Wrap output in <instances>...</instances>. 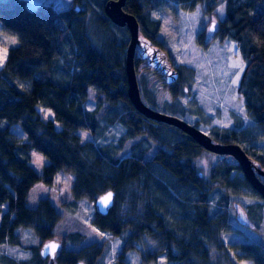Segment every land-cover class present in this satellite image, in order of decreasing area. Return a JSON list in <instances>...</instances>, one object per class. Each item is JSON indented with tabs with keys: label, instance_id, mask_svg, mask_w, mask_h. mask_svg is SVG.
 I'll return each instance as SVG.
<instances>
[{
	"label": "trees",
	"instance_id": "trees-1",
	"mask_svg": "<svg viewBox=\"0 0 264 264\" xmlns=\"http://www.w3.org/2000/svg\"><path fill=\"white\" fill-rule=\"evenodd\" d=\"M106 1L71 0L66 11L58 12L50 5L32 7L27 0H0V37L6 43L0 69V209L5 207L0 219V248L21 244L17 231L29 230L40 242L54 236L62 216L48 199L40 198L30 208L27 198L35 185L51 186L58 174H64L71 177L73 203L94 204L98 196L113 191V205L107 214L95 211L89 224L122 240L114 264H129L128 254L135 255L138 264H156L159 257L164 264H234L221 240L228 221L224 197L244 196L245 189L258 194L244 177L230 178L231 173L241 172L231 157L211 154L183 132L135 111L126 96L124 75L128 32L104 15ZM189 1L193 7L203 0H177ZM215 1L207 0L208 10ZM225 1L219 37L238 46L244 68L237 92L262 135L264 0ZM75 7L83 10L77 12ZM123 10L136 18L144 37L166 50L158 23L150 20L156 11L174 17L166 3L126 0ZM207 45H203L205 49ZM143 63L135 56L136 73ZM178 78L171 85L163 81V90L173 97L179 95L180 72ZM87 101L95 104L91 112L82 108ZM38 108L51 111L53 118L44 119ZM115 123L125 128L118 140L119 150L97 148L80 137L79 132H84L98 140ZM210 137L217 143L240 144L234 132L222 139ZM128 143L134 154L123 158L120 151ZM241 148L264 170V156H253ZM33 154L45 160L40 172L31 164ZM203 154L215 159L205 177L197 164ZM214 188L224 193L216 211L209 206ZM70 236L64 243H76ZM229 249L241 252L235 261L264 264V249L259 246L233 244ZM103 251L96 243L76 251L64 248L59 264H97Z\"/></svg>",
	"mask_w": 264,
	"mask_h": 264
},
{
	"label": "rangeland",
	"instance_id": "rangeland-1",
	"mask_svg": "<svg viewBox=\"0 0 264 264\" xmlns=\"http://www.w3.org/2000/svg\"><path fill=\"white\" fill-rule=\"evenodd\" d=\"M27 1L32 7L40 4L50 5L58 12L66 11L71 4V0ZM161 2L170 7L174 17L169 13L156 11L151 14L150 20L158 23L160 41L167 50L172 65L180 72V82L176 87L179 89V95L173 97L169 92L164 91L163 77L161 75L157 77L149 68L144 70L146 66L143 63L137 68L136 73L143 103L155 111L177 116L191 125H196L197 129L209 136L222 139L234 132L241 147L253 156H264V133L261 135L262 132L256 128L254 121L247 116L243 99L237 92L244 68L238 46L229 39L221 41L219 37L226 1L216 0L210 4L213 7L209 10L205 4L207 0L194 4L193 7L189 6L190 1L179 3L177 0H161ZM75 8L77 12L83 10V7ZM83 15L87 13L84 12ZM211 22L214 23L213 31L209 30ZM119 36L123 37V34L119 33ZM205 44H208L206 49L203 46ZM5 45L4 39L0 37V69L6 57ZM145 97L155 107L149 104ZM94 107L93 101L82 104L85 112H91ZM37 110L44 119L53 118L51 111L42 108ZM107 128L98 140L88 133L79 132V134L82 141H92L97 148L119 150L118 140L124 136L125 128L118 123ZM166 135L168 138L172 136L169 130L166 131ZM176 136L180 138L179 135ZM144 146L145 148L148 146L146 142ZM135 150L133 152H136ZM130 154V143H128L120 151V156L127 158L134 153ZM31 160L34 169L40 172L45 160L34 154ZM214 160L209 154H203L198 159L197 164L203 170L204 177L208 175L209 166ZM240 177H243L241 172L230 174V178L235 180ZM70 181V176L58 174L51 186L35 185L29 192L27 206L33 208L38 199H48L62 216L55 226L53 237L64 243L71 235L76 243L79 242L64 243L65 249L76 251L91 243L101 244L104 251L97 264H114L122 240L112 239L107 233H101L90 226L89 219L95 212L94 204L84 201L73 203L69 195ZM243 192L246 195L224 197L227 201L228 221L225 231L221 233V240L234 264L251 263L246 260L235 261V256L242 254L238 250H230L231 245L250 243L264 249V201L249 189ZM223 195L218 188H214L209 198L212 211L219 210ZM4 211L5 207L2 206L0 219ZM17 234L22 246L4 244L0 248V264H5L4 259L10 260L11 264L22 262L36 264L39 256L38 253H34V248L38 246L39 240L29 230L17 231ZM126 261L129 264H138L139 259L133 254H128ZM80 262L85 264L83 261ZM156 264H164L163 257H159Z\"/></svg>",
	"mask_w": 264,
	"mask_h": 264
},
{
	"label": "water",
	"instance_id": "water-1",
	"mask_svg": "<svg viewBox=\"0 0 264 264\" xmlns=\"http://www.w3.org/2000/svg\"><path fill=\"white\" fill-rule=\"evenodd\" d=\"M126 0H108L103 6L104 15L117 27L126 28L128 41L124 54V75L126 82V96L135 111L144 118L173 127L189 136L197 145L205 151L217 156L231 157L239 166L243 177L251 188L264 201V170L258 161L250 158L246 152L237 144H222L214 142L213 139L186 121L175 116L166 115L147 107L141 100L135 69V56L144 62L151 70L158 72L163 77L166 85H171L178 80L179 73L172 66L168 52L159 46H154L150 39L144 37L139 31L136 18L123 10ZM211 23L209 30H213ZM111 198L105 201L108 194ZM114 193L107 191L94 202L95 211L99 215L107 214L113 205ZM55 245V247H52ZM57 248L55 241L44 244L40 250L41 256H53ZM81 264V263H78Z\"/></svg>",
	"mask_w": 264,
	"mask_h": 264
},
{
	"label": "flooded vegetation",
	"instance_id": "flooded-vegetation-1",
	"mask_svg": "<svg viewBox=\"0 0 264 264\" xmlns=\"http://www.w3.org/2000/svg\"><path fill=\"white\" fill-rule=\"evenodd\" d=\"M213 23V22H212ZM140 31V30H139ZM213 31V30H212ZM141 33V32H140ZM142 34V33H141ZM173 66V65H172ZM174 67V66H173ZM175 68V67H174ZM177 70V68H175ZM178 71V70H177ZM179 73V72H178ZM50 241H55L57 243V248L56 250L54 251L53 253V256H49V254L45 257L41 256L40 254V250L42 248V246ZM16 244L14 245H11V246H22V243H17L15 242ZM64 243H62L59 239H56L54 237L48 239V240H45L43 242H40L39 241V244L36 248H34V253L38 252V260H36V264H59V262H63L61 261L63 258V251H64ZM4 263L5 264H11V261L8 260V259H4ZM21 264H29L28 262H22Z\"/></svg>",
	"mask_w": 264,
	"mask_h": 264
},
{
	"label": "snow or ice",
	"instance_id": "snow-or-ice-1",
	"mask_svg": "<svg viewBox=\"0 0 264 264\" xmlns=\"http://www.w3.org/2000/svg\"><path fill=\"white\" fill-rule=\"evenodd\" d=\"M110 198H111V193L108 194V196L105 198V201H107ZM52 247H55V245H53Z\"/></svg>",
	"mask_w": 264,
	"mask_h": 264
}]
</instances>
